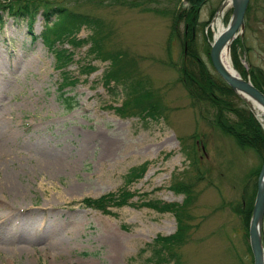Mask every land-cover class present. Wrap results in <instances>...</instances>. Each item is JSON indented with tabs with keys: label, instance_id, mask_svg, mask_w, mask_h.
Masks as SVG:
<instances>
[{
	"label": "rangeland",
	"instance_id": "374dc122",
	"mask_svg": "<svg viewBox=\"0 0 264 264\" xmlns=\"http://www.w3.org/2000/svg\"><path fill=\"white\" fill-rule=\"evenodd\" d=\"M57 1L105 26L108 41L104 45L128 50L146 76L147 86L160 97L163 115L156 119L120 116L114 107L121 93L112 97L100 79L109 60L91 58L89 40L74 46L66 39L56 43L72 52V61L58 68L39 37L44 23L41 13L37 12L28 30L26 16L14 14L9 2L0 0V182L11 188L0 187V207L12 206L9 214L0 212V264H157L155 250L161 244L153 240L174 233L173 212L125 203L110 204L106 214L80 201L107 192L117 195L124 187L135 193L129 202L157 199L181 204L184 194L169 187L176 178L193 183L192 201L183 208L187 233L174 248L181 263L253 264L237 206L253 180L248 173L261 166V155L210 125L214 111L191 106L184 86L176 82L174 69L163 63L170 14L188 3ZM226 1L206 0L198 9L200 23L194 42L204 61L207 57L202 49L206 42L211 44L216 18L224 26L228 23L231 9ZM248 5L250 12L235 37L242 42L238 58L246 70L253 65L264 70V0H248ZM89 26L94 27L81 24L70 36L87 37L92 32ZM171 44L170 54L177 60L181 42ZM86 64L93 69L83 71ZM60 70L76 77L75 84L63 87L76 101L71 109L59 100ZM239 76L251 82L250 74ZM246 103L264 131L263 113ZM163 133L173 138L171 143L152 144L147 149L131 144L142 136L157 142ZM104 136L118 140L115 153L108 158L100 153ZM192 148L198 158L195 164ZM55 159L59 164L51 165ZM143 163V170H137L141 175L126 183L128 171ZM262 217L264 233V212ZM18 245L25 246L14 249Z\"/></svg>",
	"mask_w": 264,
	"mask_h": 264
},
{
	"label": "trees",
	"instance_id": "16d2710c",
	"mask_svg": "<svg viewBox=\"0 0 264 264\" xmlns=\"http://www.w3.org/2000/svg\"><path fill=\"white\" fill-rule=\"evenodd\" d=\"M9 2L8 7L13 10L14 14H23L27 17L29 24L27 28L31 27L34 16L39 11L44 19L43 28L39 37L46 45V48L53 53L55 60H57V67L63 68L64 64L71 62L72 52L65 47L61 48L56 43H62L64 39L70 42L72 46L81 45L82 43L89 42L88 55L91 58H99L100 60L107 62L106 69L100 76L102 85L111 92L112 97H117L120 92L122 95L121 101L118 106H115V111L122 117L143 116L157 118L163 115L161 100L158 94L152 87L147 86L146 76H142L134 57L130 56L128 50L119 49L116 47L111 49L104 45L108 41V37L105 36V26L92 20L86 13L75 12L68 7H65L62 2L57 0H3ZM122 2L128 1L132 4L136 0H121ZM138 1V0H137ZM177 1V0H176ZM188 4L185 7H178L170 14L169 17V28L168 38L166 39V54L167 60L163 63L171 66L176 75L180 85L184 86L186 95L190 98V105L200 110L203 106L209 107L214 111L213 117L208 122L210 125L218 127L219 131L224 135H229L233 138L235 143L241 147L250 146L255 149L257 153L261 155V161L264 157V131L262 130L261 124L254 117L252 111L248 107L245 99H242L237 93L233 92L228 84L222 81L220 76L214 72L212 64L209 62L210 44L205 43V47L202 49L203 53L206 54V60L202 59L200 53L195 50L194 38L196 37V30L199 26L200 21H197L199 15V7L203 5L206 0H185ZM179 2V0H178ZM127 3V4H131ZM246 13L244 19L250 12V5L246 6ZM41 9V10H39ZM51 15L53 16L51 20ZM0 22L1 19H0ZM180 22H183L182 31L179 29ZM93 25L90 27L91 31L87 37L83 39H77L70 36L80 28L81 24ZM34 37V36H33ZM210 37V36H208ZM35 38V37H34ZM180 40L181 48L179 49V59L174 60L170 54L172 41ZM89 40V41H88ZM230 46L231 59L235 71L238 72L242 77L246 74H250V80L256 85L257 89L264 91V70L256 65L249 66L248 69H244L241 61L238 58L239 49L242 44L241 38H235L232 40ZM238 44V45H237ZM240 44V45H239ZM235 46V47H234ZM81 69H93V66H82ZM61 83L58 86L60 91L59 100L64 102L65 109H71L76 101L73 96L66 94L67 91L63 90V87L67 84H75L76 77L72 78L67 70H60ZM237 102H240L243 106L239 107ZM200 114V113H199ZM233 115V116H232ZM202 116V115H201ZM232 116V117H231ZM193 163H197L195 148L190 151ZM260 165V164H259ZM145 167V163L141 166H133L129 171L124 181L129 183L133 177L141 175L137 173V170L142 171ZM197 168V167H196ZM260 168L248 173L253 175V180L249 184V189H245L240 195L238 202V216L242 219L243 229L246 231L245 236L248 234L247 224L249 223L250 212H252V202H254V193L256 192V181L257 173ZM192 182H184L175 179L174 184L169 187L176 191L184 194L183 202H161L155 200H145L136 202H129L128 199L134 196V192H128L124 187L116 195L115 192L103 193L102 196L95 198H83L81 203L88 207H95L102 213L109 214L110 211L107 207L110 204L122 206L125 203L128 205H136L138 207H145L157 210L158 212H169L174 213V218L177 222L176 230L173 234L167 236H160L153 240L154 244H161L158 249L155 250L157 264L159 262H170V264H183L180 261V255L175 252L174 248L183 243L185 233L189 224H185L182 221L183 208L188 202L192 200L191 186ZM145 194V193H144ZM143 194V195H144ZM236 212V211H235ZM264 245V233L261 235ZM159 250L164 254H160ZM249 250V249H248ZM251 254V253H250Z\"/></svg>",
	"mask_w": 264,
	"mask_h": 264
},
{
	"label": "water",
	"instance_id": "95a60500",
	"mask_svg": "<svg viewBox=\"0 0 264 264\" xmlns=\"http://www.w3.org/2000/svg\"><path fill=\"white\" fill-rule=\"evenodd\" d=\"M230 8L232 9L229 16V22L225 26L224 30H221L220 34L212 39V43L209 49L210 63L214 67L215 73H217L221 79L227 83L233 92L237 93L243 99L247 101H256L263 107L264 110V92H261L246 78H241L235 73L231 74L225 70V66L220 62L219 57L222 47H226L231 44L232 38L241 33L242 26L244 24L243 16L246 12V5L248 0H230ZM229 52V51H228ZM260 170L258 171V178L256 181L257 190L255 192V199L252 204V212L250 213V221L248 224V239L249 249L252 252L253 264H264V249L261 246L262 241L260 239L261 234V222L264 212V158L261 162Z\"/></svg>",
	"mask_w": 264,
	"mask_h": 264
},
{
	"label": "bare ground",
	"instance_id": "6f19581e",
	"mask_svg": "<svg viewBox=\"0 0 264 264\" xmlns=\"http://www.w3.org/2000/svg\"><path fill=\"white\" fill-rule=\"evenodd\" d=\"M229 2V0H227L226 1V3H228ZM215 27H216V32H215V34H214V38L216 37V36H218L219 34H220V32H221V30H224V28H225V26L223 25V23L221 22V20H219L218 18H216V22H215ZM229 52L227 51V49H226V47H222V49H221V54H220V57H219V60H220V62H222L223 63V65L225 66L224 68H225V70L227 71V72H230L231 74H233V73H235L236 75H238V73L237 72H235V69L232 67L233 65L231 64V62H229ZM229 57V58H228ZM250 103H252V106L253 107H255L256 108V110H258L259 112H261V113H263V115H264V110H263V107L259 104V102H256V101H250ZM3 116V115H2ZM2 124V123H1ZM2 128V127H1ZM98 130V129H97ZM97 133V132H96ZM108 135V134H107ZM161 136V135H160ZM118 137V136H117ZM156 138V137H155ZM154 139V138H153ZM172 139L173 138H171L169 135H167V133H163L162 134V136L160 137V140L159 141H157V142H152V141H149L148 139H146L144 136H142V138H141V141H137V143H135V142H131V144L133 145H135V146H137L138 148H140V149H147L148 147H150L152 144H159V145H163V143H171V141H172ZM101 140V141H100ZM100 142H101V148H100V153H101V155L104 157V158H108V157H110L111 155H113L114 153H115V149H116V147L118 146V140H117V138L115 137V138H113V136H110V137H106V136H104V137H101L100 138ZM138 140V139H137ZM152 140V139H151ZM89 142H90V140H89ZM95 142V141H94ZM2 144V143H1ZM0 144V145H1ZM130 144V145H131ZM120 146V145H119ZM1 147V146H0ZM163 147V146H162ZM120 150V149H119ZM138 150V149H137ZM136 150V151H137ZM0 151H2V150H0ZM121 152V151H120ZM145 154V153H144ZM126 155V154H125ZM101 156V157H102ZM102 157V158H103ZM129 157V156H128ZM116 159V158H115ZM2 160V159H1ZM113 160H114V158H113ZM57 159H55V160H53V161H51V162H49V163H51V165H58L59 164V160L57 161ZM102 161V160H101ZM114 162H115V160H114ZM110 163V162H109ZM108 163V164H109ZM6 164V163H5ZM5 169V168H4ZM53 169V168H52ZM4 171H6V170H4ZM11 176V175H10ZM1 184H0V187L1 188H5L6 186L5 185H3V183L2 182H0ZM13 185V184H12ZM6 190H8V189H11V188H9L8 186L5 188ZM11 196V195H10ZM12 206H10V208H11ZM10 208H8V206H1L0 207V212L2 211V212H7L8 214H9V212H10V210L12 209H10ZM20 208V207H19ZM23 208V207H22ZM25 208V207H24ZM12 211V210H11ZM13 222V221H12ZM16 222V221H15ZM14 223V222H13ZM12 225V224H11ZM10 225V226H11ZM13 228V227H12ZM9 229V228H8ZM24 232V231H23ZM12 233V232H11ZM28 233V232H27ZM25 235H27V234H25ZM12 236V235H11ZM28 236V235H27ZM19 238V237H18ZM22 238H24V237H22ZM30 238V237H29ZM29 241V240H28ZM116 242H117V239H116ZM22 244V243H21ZM119 244H121V243H119ZM113 245H114V243H113ZM25 246V245H24ZM24 246H22V245H18V247H14V249L16 248V249H21V248H23ZM115 246V245H114ZM113 246V247H114ZM115 248V247H114ZM118 248V247H117ZM120 248V247H119ZM118 248V249H119ZM13 249V248H12ZM24 250V249H23ZM26 251V250H25ZM13 252H15V251H13ZM28 252V251H27ZM12 254V253H11Z\"/></svg>",
	"mask_w": 264,
	"mask_h": 264
}]
</instances>
